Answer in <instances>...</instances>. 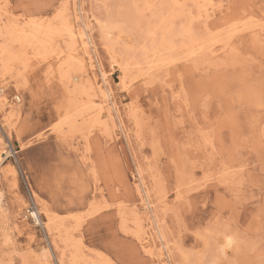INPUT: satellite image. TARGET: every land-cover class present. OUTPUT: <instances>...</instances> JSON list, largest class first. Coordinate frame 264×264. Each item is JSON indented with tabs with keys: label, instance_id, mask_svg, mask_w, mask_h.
I'll list each match as a JSON object with an SVG mask.
<instances>
[{
	"label": "rangeland",
	"instance_id": "rangeland-1",
	"mask_svg": "<svg viewBox=\"0 0 264 264\" xmlns=\"http://www.w3.org/2000/svg\"><path fill=\"white\" fill-rule=\"evenodd\" d=\"M161 2L0 0V45L20 63L0 82L13 126L0 131V264H264V0H178L168 34ZM59 12L86 25L94 69ZM31 23L58 37L19 49L8 33ZM67 53L78 82L59 80ZM106 87L118 119L99 105Z\"/></svg>",
	"mask_w": 264,
	"mask_h": 264
},
{
	"label": "bare ground",
	"instance_id": "bare-ground-1",
	"mask_svg": "<svg viewBox=\"0 0 264 264\" xmlns=\"http://www.w3.org/2000/svg\"><path fill=\"white\" fill-rule=\"evenodd\" d=\"M147 3V2H146ZM148 4V3H147ZM150 4V3H149ZM161 4V7H162V9L164 10V13H163V11L161 10V14H162V16L166 13L167 14V16L165 15L164 17H162V18H164L162 21H161V27H162V29H163V32L165 31V34H168L169 32V30H168V28H167V24H168V20H172V14H170L176 7H177V4H178V0H162V2L160 3ZM210 5V4H209ZM93 6V5H92ZM132 6H134V7H136V5H135V3H134V5H132ZM154 6V5H153ZM207 7V6H206ZM5 8V7H4ZM2 10V9H1ZM206 10V9H205ZM83 11V10H82ZM92 11V10H91ZM90 11V12H91ZM143 11L144 10H142V11H137V12H139L140 14H141V12L143 13ZM147 11H148V9H147ZM2 12H4V10H2ZM6 12V11H5ZM77 12V11H76ZM2 15V14H1ZM62 13L61 12H59L58 13V15H57V19H59L60 21H63V20H65L63 17H62ZM4 16V15H3ZM78 16V15H77ZM96 16V15H95ZM2 18V17H1ZM0 18V19H1ZM85 18V17H84ZM99 20V19H98ZM243 21V20H242ZM10 22H13V21H10ZM37 22V21H36ZM77 22V21H76ZM78 22H79V20H78ZM86 22V21H85ZM104 22V21H103ZM239 23V22H238ZM241 23V22H240ZM250 23V22H249ZM11 24H14V23H11ZM67 23V21L65 20V25H66V30H65V33H66V35H67V37L69 38V40H70V42L72 41V42H74V39H79V42H80V44L82 45V47H84L83 49H85L86 51H88V50H90V46H92V42H91V39H90V35L88 34V32H87V29H86V25L83 23L82 25H77V30L75 31L71 26V24H68ZM86 24H88V23H86ZM108 24V23H107ZM107 24L106 23H102V24H100V27H101V29H102V33L104 34V35H107V32H106V29L108 28V26H107ZM234 24V23H233ZM74 25V24H73ZM6 26V25H5ZM11 26H14V25H11ZM16 26H18L17 25V23H16ZM26 26V25H25ZM244 26V25H243ZM7 27V26H6ZM19 27V26H18ZM15 28V27H14ZM17 28V27H16ZM15 28V29H16ZM1 29V28H0ZM9 30L10 29V27L9 28H5V29H2L3 31L4 30ZM19 29V28H18ZM48 29V28H47ZM46 28H41L38 24H35V23H31V24H28V29H27V34L25 35L24 34V36H17L18 34H17V29L14 31L16 34L14 35V33H8V35L10 36V38H11V42H14V43H17L18 45H19V49L20 48H22V49H24V47H25V45H28L29 47H31V48H36L35 50H36V52H39V50L40 49H43V48H45V46L47 45V43H49V44H51L52 42H53V40H54V38L55 37H58V32H55L54 30L52 31V30H47ZM100 29V28H99ZM6 30V31H7ZM11 30V29H10ZM130 30V29H129ZM6 31H4V34L2 35V37L5 35V33H6ZM13 31V30H12ZM179 31L180 32H182V37H180V40H179V42L181 43L182 41H183V38L185 37V36H187L188 34V32H187V29L186 28H184V27H180L179 28ZM0 32H2L1 30H0ZM22 33H24V31L22 32ZM172 33V32H171ZM170 33V34H171ZM2 34V33H1ZM11 34V35H10ZM90 34H91V32H90ZM110 34H111V32H110ZM112 35V34H111ZM110 35V36H111ZM229 36V35H228ZM4 37H6V35L4 36ZM3 37V38H4ZM18 37V38H17ZM20 37V38H19ZM166 38V37H165ZM2 40V39H1ZM67 40V39H66ZM77 41V40H76ZM2 43V42H1ZM184 45H185V48H186V46L188 45V42L187 41H184ZM190 44V43H189ZM207 44H205V46H206ZM190 46H191V44H190ZM103 48V47H102ZM153 48V41H152V43H151V45H150V49H152ZM81 49V48H80ZM189 49V48H188ZM92 50V49H91ZM203 50H205V48L204 47H202V46H200V45H198L196 48H195V46L193 47V49L191 50L192 52L190 53V55H194V54H200ZM85 51V52H86ZM186 51H187V48H186ZM89 53H87L86 52V54H88V64H89V66L90 67H92V69H94V65H93V62H92V57H91V55H90V51H88ZM149 52V51H148ZM147 52V53H148ZM150 52H152L151 50H150ZM209 52V51H208ZM10 53V52H9ZM8 53V48H7V42H6V44L5 43H3V44H1L0 45V56L2 57V56H4V58H2L1 59V57H0V82L2 83L3 82V80L6 78V76L7 75H9V77H13V75L15 74L14 73V69H13V67L15 66V63H19L18 62V59H13L12 57H10V54ZM24 54H25V51H24ZM68 54V56H71L70 58H69V60L68 61H66V60H64V63H65V66H67V70L66 71H64L63 70V68L61 69V68H59L58 70V74H59V80H62V79H64V80H68V82H78L77 80V78H72V81H69V77H68V68H69V64H71L72 62V58L73 59H75L74 58V55H73V53L71 54V53H67ZM75 54H76V52H75ZM145 54V53H144ZM234 55H235V53H234ZM20 56V55H19ZM77 56V55H76ZM86 56V55H85ZM153 56V55H152ZM16 57V56H15ZM22 57V56H21ZM20 57V58H21ZM19 58V57H18ZM116 58H117V56H116ZM78 59V58H77ZM86 59H87V57H86ZM83 60V59H82ZM158 60H161L160 58L158 59ZM20 61V60H19ZM79 61V60H78ZM81 62V61H80ZM83 62V61H82ZM84 63V62H83ZM86 63V62H85ZM99 63V62H98ZM142 64H145V65H148L149 66V61L148 60H146V57H143L142 58V62H141ZM20 64V63H19ZM87 64V63H86ZM97 65V64H96ZM100 65V64H99ZM119 65V64H118ZM139 65V64H138ZM16 67V66H15ZM81 67H82V65H81ZM89 67V68H90ZM96 67V66H95ZM156 67H157V62H156ZM164 67V66H163ZM83 68V67H82ZM119 68H120V66H119ZM91 69V68H90ZM22 70V69H21ZM119 70V69H118ZM148 70H149V68H148ZM159 70V69H158ZM17 71V70H16ZM101 71V70H100ZM17 74H19L20 75V73L18 72ZM16 74V75H17ZM104 74L102 73V71H101V75L100 76H103ZM124 75V74H123ZM21 76V75H20ZM19 76V77H20ZM21 78V77H20ZM87 78V77H86ZM10 79V78H9ZM12 79V78H11ZM15 79V78H14ZM12 80V82L15 84V86H18L19 85V83H18V81L15 79V80ZM106 79V78H105ZM86 80V79H85ZM94 82H96V81H94ZM88 84V83H87ZM90 85H91V87H92V83H90ZM73 90H71V91H69V93L70 94H72V93H74V90H75V88H76V86L73 84ZM98 86V85H97ZM99 87V86H98ZM93 88H91V90H92ZM97 89V88H96ZM99 89V88H98ZM100 89H102V86H100ZM9 90V89H8ZM91 90H90V92H91ZM94 90V89H93ZM110 89L109 88H105V90H104V92H103V90L101 91V101H100V104L99 105H104L105 106V109H106V111H107V116L108 117H113V114H112V111L115 113V115L117 116V119H118V115L116 114V110H115V105H114V103L113 102H111V94H110ZM78 92V91H77ZM81 93V92H80ZM94 93V92H93ZM95 95V94H94ZM92 96H93V94H92ZM113 98V97H112ZM89 99H90V97H89ZM93 99V98H92ZM93 100H95V99H93ZM78 101V100H77ZM91 102H93V101H89L88 102V104H89V109H92L93 111L94 110H96V111H98V110H102L101 108H99L98 106H97V108L95 107L96 105H94V104H91ZM94 103V102H93ZM96 103V102H95ZM7 104V98L5 97V95L3 94V89L0 87V109L2 110V109H4V108H8L7 106L5 107V105ZM14 105V104H13ZM11 106V105H10ZM17 108H18V105H17ZM76 108V107H75ZM99 108V109H98ZM85 109V108H84ZM2 112V111H1ZM6 112H7V110H6ZM75 112V111H74ZM104 112V111H103ZM83 113V112H82ZM101 113V112H100ZM99 113V114H100ZM8 114V113H7ZM85 115V114H84ZM87 115V114H86ZM98 115V114H97ZM106 116V117H107ZM82 117V116H81ZM90 117V116H89ZM101 117V116H100ZM100 117L98 116H96L95 117V119H96V121H98V120H100ZM103 117V116H102ZM11 116H3V118L1 119V122H0V131L3 129H5V128H7V130H12V128H13V126H12V124H11ZM109 118V119H110ZM70 119V118H69ZM84 120V119H83ZM82 120V121H83ZM93 119H90V121L89 122H91ZM85 121V120H84ZM113 121V120H112ZM111 122V121H110ZM92 123V122H91ZM73 124V123H72ZM106 124V123H105ZM120 124V123H119ZM111 125V124H110ZM105 126H107V125H105ZM113 126V125H112ZM72 131H74V130H72ZM83 132V131H82ZM124 133V132H123ZM4 136V135H3ZM79 137H80V135H79ZM27 142V141H26ZM88 143V142H87ZM9 147V146H8ZM88 147H89V145H88ZM90 149V148H89ZM2 153L3 154H7V152L6 151H2ZM1 153V154H2ZM84 153V152H83ZM0 154V165L3 163V161H4V157H2V155ZM15 155V154H14ZM7 165H5V166H3V167H6ZM13 168L12 167H10L9 168V172H10V175L12 176V178L14 177V170H12ZM14 179V178H13ZM139 180H140V178H139ZM138 180V181H139ZM136 185H137V183H136ZM140 185L142 186V191H143V194H144V197H145V199H146V204H144L145 206V209H149L150 207H151V202H149L148 200H149V192L145 189V184L140 180ZM135 188V187H134ZM3 192L1 191V189H0V230H4V228L6 229L7 227H8V223H7V220H8V216H7V212H6V208H5V203H4V201H3V199H1V194H2ZM32 193V192H31ZM32 197V196H31ZM143 197V198H144ZM141 198V197H140ZM39 206V205H38ZM149 211H150V209H149ZM39 214H41V212L37 209V208H33L32 209V211L30 212V215L32 216V218L34 219V221L35 222H37V223H39L40 222V217H39ZM47 214V213H46ZM45 214V218H46V223H44L43 225H44V227H45V231H46V233L47 234H49L50 235V232L53 230V227H54V225H56L55 224V220L54 219H51L49 216H47ZM151 214H152V212H151ZM61 219V218H60ZM149 220L151 221V223H150V227H151V229H152V231L154 232H152L153 234H154V237L157 239V240H161L162 241V239H163V237H162V232H161V230H160V228H159V226H158V224L157 223H155V219H154V217L153 216H151L150 215V217H149ZM42 221V220H41ZM61 222H62V220H60ZM64 222H62L61 223V226H62V224H63ZM218 223V222H217ZM41 224V223H40ZM58 226V225H57ZM60 226V227H61ZM57 228V227H56ZM53 231H55V230H53ZM3 234V233H2ZM6 235V234H5ZM150 235V234H149ZM56 237V236H55ZM153 237V236H152ZM5 238V237H4ZM67 239V238H66ZM155 239V240H156ZM220 242V241H219ZM231 242V239L229 238V237H224L223 239H222V246L221 247H223L224 249L229 245V243ZM235 243V242H234ZM52 244L54 245V240L52 241ZM160 246H165L163 243L161 244H159ZM234 246V245H233ZM53 247V246H52ZM152 248H154V246L152 247ZM54 250H55V248H54ZM228 250V249H227ZM47 252V251H46ZM225 252V251H224ZM222 253V252H221ZM84 255V254H83ZM59 256V255H58ZM44 258V257H43ZM44 262H46V260L44 261ZM185 262V261H184ZM199 262V261H198ZM39 263H41V262H39ZM47 264H51L50 262H47ZM212 264V263H211Z\"/></svg>",
	"mask_w": 264,
	"mask_h": 264
},
{
	"label": "built area",
	"instance_id": "built-area-1",
	"mask_svg": "<svg viewBox=\"0 0 264 264\" xmlns=\"http://www.w3.org/2000/svg\"><path fill=\"white\" fill-rule=\"evenodd\" d=\"M14 99H15V102H19V98H18V97H15ZM4 155H5V154H4ZM10 156H11V155H9V156L6 155V156L4 157V158H5L4 160H6V158H10ZM27 214H28V212H27Z\"/></svg>",
	"mask_w": 264,
	"mask_h": 264
}]
</instances>
